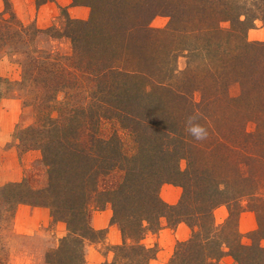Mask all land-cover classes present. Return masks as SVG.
<instances>
[{
  "label": "trees",
  "instance_id": "16d2710c",
  "mask_svg": "<svg viewBox=\"0 0 264 264\" xmlns=\"http://www.w3.org/2000/svg\"><path fill=\"white\" fill-rule=\"evenodd\" d=\"M4 2L0 57L21 66L33 108L15 138L22 152L41 151L47 184L0 185V264L20 205L67 226L47 264H85V240L101 232L89 212L107 205L123 242L103 264H150L157 251L142 240L164 218L191 230L168 264H264V42L247 38L264 22V0H72L89 17L66 15L56 33L25 25ZM159 16L168 24L153 29ZM44 36L69 49L42 47ZM9 84L0 77V101ZM167 184L182 189L176 205L161 198ZM221 206L228 217L217 225ZM245 212L257 222L251 245L239 231Z\"/></svg>",
  "mask_w": 264,
  "mask_h": 264
},
{
  "label": "rangeland",
  "instance_id": "374dc122",
  "mask_svg": "<svg viewBox=\"0 0 264 264\" xmlns=\"http://www.w3.org/2000/svg\"><path fill=\"white\" fill-rule=\"evenodd\" d=\"M7 3L10 6V11L25 25L34 24L43 30L55 28L54 33L62 28L66 15L73 19L85 20L90 14L88 8L74 6L72 0H53L41 6L37 5V0H7ZM6 6L4 0H0V13L5 11ZM168 21L167 17H156L152 21L151 27L164 29ZM222 26L227 27L228 23H223ZM54 33L50 34L54 35ZM247 38L251 42H264V22L256 21L255 25L248 30ZM40 45L63 52L69 49V42L65 38L54 39L44 36L41 37ZM182 65L181 61L180 66ZM0 77L10 82L3 88L4 95L0 101V185L15 183L10 179H17L18 176L19 180L16 182L27 179L32 187L43 188L47 184V168L41 151L22 152V147L15 138V133L31 124L33 119V108L24 105V100L27 99L20 84L21 66L7 56L0 57ZM181 194V188L169 184L163 185L160 190L161 198L169 205H176ZM22 206L27 205L17 207L12 227L7 234L5 233L3 239L7 264H47L46 254L58 247L60 240L68 233L67 226L64 222L54 221L49 211L50 221L33 230L35 215L29 211L21 210ZM107 208L110 209L111 214L109 222H106L105 216ZM101 213L103 215L100 219L94 218L96 214ZM227 217L228 210L225 206L217 208L214 212L217 225H223ZM111 220L110 205H107L102 211L90 210L89 223L94 230L101 232L93 239L85 240V264H103L113 261L114 247L122 244L123 236L119 226L113 224ZM97 221L99 222L97 223ZM103 223H106L105 228L97 230L95 226ZM256 229L255 215L251 212L243 213L239 222L243 244H252L249 235ZM190 236L191 230L187 225L181 223L176 227H170L166 219H162L161 229L157 232L147 231L142 240L147 247L157 251L155 259L150 264H168L176 244L187 240ZM219 264L235 263L231 257L224 256Z\"/></svg>",
  "mask_w": 264,
  "mask_h": 264
},
{
  "label": "crops",
  "instance_id": "0c3cea01",
  "mask_svg": "<svg viewBox=\"0 0 264 264\" xmlns=\"http://www.w3.org/2000/svg\"><path fill=\"white\" fill-rule=\"evenodd\" d=\"M19 178L17 176V179H10L11 182H16L18 181ZM23 211H29L31 213H33L35 216H34V226H33V230L36 229L37 227H40L41 225H46L49 221H50V216H49V210L46 209V208H38V207H30V206H22V209ZM110 210V209H109ZM107 210L105 211V216H106V222H109L110 220V217H111V214H110V211ZM103 214H96L94 218L97 217V220L98 218L100 219L101 216ZM96 220V219H95ZM99 221H97L98 223ZM96 224V222H95ZM106 224V223H105ZM104 223L103 224H97L96 229L97 230H101V229H104L105 228V225Z\"/></svg>",
  "mask_w": 264,
  "mask_h": 264
},
{
  "label": "clouds",
  "instance_id": "9594fccd",
  "mask_svg": "<svg viewBox=\"0 0 264 264\" xmlns=\"http://www.w3.org/2000/svg\"><path fill=\"white\" fill-rule=\"evenodd\" d=\"M207 138V132L204 129H201V135L197 136V139H206Z\"/></svg>",
  "mask_w": 264,
  "mask_h": 264
}]
</instances>
